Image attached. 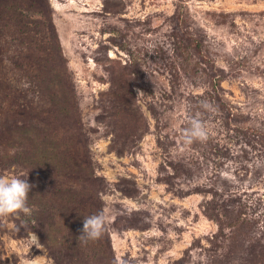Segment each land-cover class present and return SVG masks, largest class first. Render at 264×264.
Returning a JSON list of instances; mask_svg holds the SVG:
<instances>
[{
    "label": "rangeland",
    "instance_id": "1",
    "mask_svg": "<svg viewBox=\"0 0 264 264\" xmlns=\"http://www.w3.org/2000/svg\"><path fill=\"white\" fill-rule=\"evenodd\" d=\"M0 177V264H264V0H0Z\"/></svg>",
    "mask_w": 264,
    "mask_h": 264
},
{
    "label": "clouds",
    "instance_id": "2",
    "mask_svg": "<svg viewBox=\"0 0 264 264\" xmlns=\"http://www.w3.org/2000/svg\"><path fill=\"white\" fill-rule=\"evenodd\" d=\"M200 108L205 112H214L213 104L207 101L200 103ZM197 113L190 121V126L184 129L183 142L192 144L196 141L205 142L209 137L208 129ZM33 185L26 178H2L0 177V216L24 213L31 215L28 205L29 193ZM107 217L103 212L84 217L83 228L78 239L87 244L102 237L105 232ZM34 245H39L38 237L32 233Z\"/></svg>",
    "mask_w": 264,
    "mask_h": 264
},
{
    "label": "trees",
    "instance_id": "3",
    "mask_svg": "<svg viewBox=\"0 0 264 264\" xmlns=\"http://www.w3.org/2000/svg\"><path fill=\"white\" fill-rule=\"evenodd\" d=\"M213 80L212 81H214V83L216 82V79L215 78H212Z\"/></svg>",
    "mask_w": 264,
    "mask_h": 264
}]
</instances>
